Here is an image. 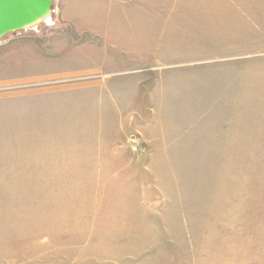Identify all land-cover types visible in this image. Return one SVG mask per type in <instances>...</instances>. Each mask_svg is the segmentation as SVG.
I'll use <instances>...</instances> for the list:
<instances>
[{
  "label": "rangeland",
  "instance_id": "rangeland-1",
  "mask_svg": "<svg viewBox=\"0 0 264 264\" xmlns=\"http://www.w3.org/2000/svg\"><path fill=\"white\" fill-rule=\"evenodd\" d=\"M64 1L0 37V264H264V50L149 62L164 89L132 90Z\"/></svg>",
  "mask_w": 264,
  "mask_h": 264
},
{
  "label": "crops",
  "instance_id": "crops-1",
  "mask_svg": "<svg viewBox=\"0 0 264 264\" xmlns=\"http://www.w3.org/2000/svg\"><path fill=\"white\" fill-rule=\"evenodd\" d=\"M260 1L264 0H65L61 18L78 32L93 33L110 42L117 56L104 54V64L110 67L112 75L121 76V80L134 78L132 90L151 87L159 91L164 89L163 84L152 88L149 78L140 82V78L148 77L146 72L141 74L146 63L178 66L214 57L250 56L264 50V29L254 9ZM210 26L218 30L219 36L207 34ZM179 27L189 31L185 41L189 46L185 48L181 47L179 35L173 33ZM115 28L125 30L126 34L111 35ZM198 28H204L205 35H199ZM165 43H169V52L165 51ZM183 50L185 54H181ZM154 69L151 73L157 74L159 67ZM161 81L164 83L163 78ZM117 82L119 87L123 85L120 80ZM140 105L159 104L141 102ZM146 139L155 145L150 153L157 154L160 149L165 150L159 153H170L166 151L170 144L163 136ZM114 150L100 154L113 155Z\"/></svg>",
  "mask_w": 264,
  "mask_h": 264
},
{
  "label": "bare ground",
  "instance_id": "bare-ground-1",
  "mask_svg": "<svg viewBox=\"0 0 264 264\" xmlns=\"http://www.w3.org/2000/svg\"><path fill=\"white\" fill-rule=\"evenodd\" d=\"M54 0H37L26 2L19 9V17L0 27V37L20 29L37 30L42 23H52V2Z\"/></svg>",
  "mask_w": 264,
  "mask_h": 264
},
{
  "label": "water",
  "instance_id": "water-1",
  "mask_svg": "<svg viewBox=\"0 0 264 264\" xmlns=\"http://www.w3.org/2000/svg\"><path fill=\"white\" fill-rule=\"evenodd\" d=\"M30 1L34 0H0V27L19 17V9L24 3Z\"/></svg>",
  "mask_w": 264,
  "mask_h": 264
},
{
  "label": "built area",
  "instance_id": "built-area-1",
  "mask_svg": "<svg viewBox=\"0 0 264 264\" xmlns=\"http://www.w3.org/2000/svg\"><path fill=\"white\" fill-rule=\"evenodd\" d=\"M132 150H133V151H137V148H136V147H133Z\"/></svg>",
  "mask_w": 264,
  "mask_h": 264
}]
</instances>
